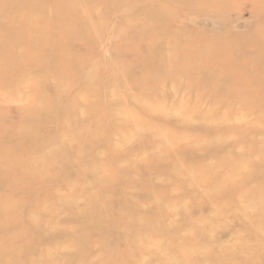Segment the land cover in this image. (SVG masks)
Segmentation results:
<instances>
[{
  "label": "rangeland",
  "instance_id": "1",
  "mask_svg": "<svg viewBox=\"0 0 264 264\" xmlns=\"http://www.w3.org/2000/svg\"><path fill=\"white\" fill-rule=\"evenodd\" d=\"M211 1L173 20L159 0H0V264L251 258L240 246L263 234L264 110L198 103L207 88L183 103L165 84L227 60L256 59L236 70L251 78L264 68L261 9ZM232 172L252 178L230 188Z\"/></svg>",
  "mask_w": 264,
  "mask_h": 264
},
{
  "label": "bare ground",
  "instance_id": "2",
  "mask_svg": "<svg viewBox=\"0 0 264 264\" xmlns=\"http://www.w3.org/2000/svg\"><path fill=\"white\" fill-rule=\"evenodd\" d=\"M154 1H156V0H154ZM224 1H228L231 4H233L236 0H223V2ZM250 1L254 3L256 8L261 9L260 12H259L260 15L261 14L264 15V0H250ZM157 4L159 6H161V13L162 14H166V15L170 16L173 20H175L171 16V13L176 12L178 10V8L182 7L183 9H185L187 11H196L197 9L199 11H205L206 9H209L211 7V5L213 7L214 2H212L211 0H159V3H157ZM215 5H216V7L219 6L218 3L215 4ZM200 6H204L203 9H201ZM211 8H210L209 11L213 10ZM223 9H225V10L229 9V6H224ZM223 9H221V7H219L220 14L214 15V19L216 21L222 19L221 15H224V14L221 11ZM161 13H160V11H157V15H160ZM256 32L261 37V40H259V42L257 41V44L259 46V52L261 54H263L262 56H264V17L259 22V27L256 30ZM31 33H33V32H31ZM237 49H238V47H237ZM261 54H259V55H261ZM172 56H174V54ZM188 57L189 58H188L187 62H189L190 60H193V58H195V57H190V56H188ZM202 64H203V66H207L208 67V64H210V63L208 61H206V62H203ZM257 64L258 63H257L256 59L252 60V61H249V62L248 61H246V62L243 61V62H240V63H235V62H231V60H227V61L222 63L223 68H221L218 72L217 71L213 72L210 75V79L202 80L201 82H199V83H205V84L194 83V81H199V80L194 79V78H187V79H185L183 81V78L179 77V76L178 77H171L170 81L166 82L165 84L167 85L169 83V84L172 85L173 89H172L171 94L173 96H176L180 91H185L186 92L185 95L182 98V102L183 103L186 101V99H189V95H191L190 93H188L189 90H192L193 88H195V89H200V88L201 89H203V88L206 89L207 88L208 90L211 89V92H209V93L207 92L208 94L205 95L204 102L202 101L203 100L202 98L201 99L199 98V100L197 99L198 103L206 105L207 102H210L209 105L212 104L215 107H217V105L221 104L222 102H225L227 106L238 107L239 112L242 113V114H243V112H245L247 110L258 111L259 112L261 110H264V90L263 89L261 90V85H260V83L264 84V68L261 69V70L259 69L260 71L258 70L256 73H254L252 78L250 76H247L246 72H243V71H237L236 72V70H240V69L242 70L245 67H248L249 69L251 68V70H252V68H253L252 66L253 65H257ZM187 65L188 64H186V66H184V67H188ZM241 66H243V67H241ZM93 69H95V68L93 67ZM185 75H186V73H185ZM159 81H161V80L159 79ZM225 81L226 82L228 81V82L226 83ZM216 85H217V87H216ZM217 110H219V109H217ZM239 112H238V115H237L238 119H239V116L241 115V114L239 115ZM197 113L201 114L202 111H197ZM199 117L202 118L201 116H199ZM238 121H242V122L243 121H247L248 122V119H243V120L241 119V120H238ZM258 122H259V119H257L256 122H253L252 124L258 123ZM224 138H225V136L224 137L220 136L218 138L217 143L219 144L221 141H223ZM234 159L235 158L231 157V159L228 160V165H225V167L232 166L233 164L234 165H238L239 161L235 162ZM221 160H222V158L220 159V161ZM236 173H237V171H236ZM234 176H235V174L232 172V177L230 178V180L232 182H230L231 184H228V185H231L230 188H234V187L237 188L238 185H239V187H243L242 183H244V182L241 181V180L242 179H248V181H249L252 178L251 172L247 176L245 174L239 175V176H237L236 179H234ZM225 179H228V178L225 177ZM224 189H222V193L224 192ZM229 199H230V201L234 200L233 197H231ZM240 248L241 249H245L246 251H248V253L251 256V258L250 259L246 258V260L237 261L236 260L237 254L234 253V254H232V258L236 261V263H239V264H258L261 261V258L264 256V228H263V234L261 236H259V235L256 236V243L253 244V246H247L246 245V246H243V247L240 246ZM227 252H228V250H227ZM247 257H249V256H247Z\"/></svg>",
  "mask_w": 264,
  "mask_h": 264
}]
</instances>
